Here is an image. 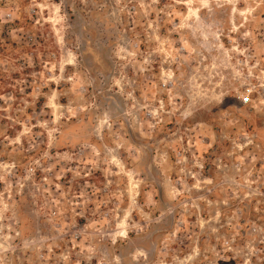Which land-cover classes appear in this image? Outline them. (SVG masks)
Here are the masks:
<instances>
[{"label": "rangeland", "instance_id": "374dc122", "mask_svg": "<svg viewBox=\"0 0 264 264\" xmlns=\"http://www.w3.org/2000/svg\"><path fill=\"white\" fill-rule=\"evenodd\" d=\"M261 84L264 0H0V264H264Z\"/></svg>", "mask_w": 264, "mask_h": 264}, {"label": "built area", "instance_id": "2783aa9c", "mask_svg": "<svg viewBox=\"0 0 264 264\" xmlns=\"http://www.w3.org/2000/svg\"><path fill=\"white\" fill-rule=\"evenodd\" d=\"M133 10L136 9L135 6L132 7ZM258 88L260 89L258 91ZM257 94H261L264 96V84H261L260 86H250L247 88V90L241 95L240 100L243 105H250L254 102V98L257 96ZM254 254L256 255V250L253 247Z\"/></svg>", "mask_w": 264, "mask_h": 264}, {"label": "bare ground", "instance_id": "6f19581e", "mask_svg": "<svg viewBox=\"0 0 264 264\" xmlns=\"http://www.w3.org/2000/svg\"><path fill=\"white\" fill-rule=\"evenodd\" d=\"M52 106L54 107L55 105H52ZM122 228H123L122 226L119 227L120 230H121Z\"/></svg>", "mask_w": 264, "mask_h": 264}]
</instances>
